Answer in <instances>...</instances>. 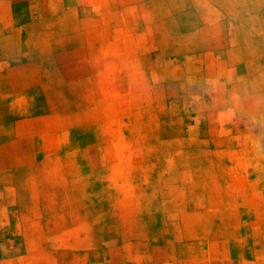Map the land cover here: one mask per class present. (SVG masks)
<instances>
[{"label": "rangeland", "instance_id": "rangeland-1", "mask_svg": "<svg viewBox=\"0 0 264 264\" xmlns=\"http://www.w3.org/2000/svg\"><path fill=\"white\" fill-rule=\"evenodd\" d=\"M3 6L0 264H264V0Z\"/></svg>", "mask_w": 264, "mask_h": 264}, {"label": "crops", "instance_id": "crops-1", "mask_svg": "<svg viewBox=\"0 0 264 264\" xmlns=\"http://www.w3.org/2000/svg\"><path fill=\"white\" fill-rule=\"evenodd\" d=\"M10 2H15V0H9ZM3 2V1H2ZM9 10H10V8L9 7H2L1 8V10H0V16H1V19H3V20H6V19H8V20H10L11 18H13V16H10L9 15ZM9 29H6V30H2L1 31V34H5V33H7V32H10V31H8ZM11 32H14V29H11ZM4 64V61H0V65H3ZM16 122V121H15ZM18 122V121H17ZM14 122H11V123H9V124H13ZM3 159L4 158H2V157H0V164L2 163V162H4L3 161ZM4 178H7V175L6 174H4V173H0V180L1 179H4ZM9 190V194H12V192H13V190H12V188H9L8 189Z\"/></svg>", "mask_w": 264, "mask_h": 264}]
</instances>
